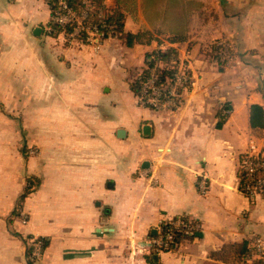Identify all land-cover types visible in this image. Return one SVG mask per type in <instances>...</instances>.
I'll list each match as a JSON object with an SVG mask.
<instances>
[{
	"label": "crops",
	"instance_id": "0c3cea01",
	"mask_svg": "<svg viewBox=\"0 0 264 264\" xmlns=\"http://www.w3.org/2000/svg\"><path fill=\"white\" fill-rule=\"evenodd\" d=\"M125 1L103 4L121 10L125 32L152 39L74 41V70L64 80L74 81V149L56 137H72L65 122L52 120L38 171L28 172L25 143L19 149L25 126L14 110H31L32 99L48 110L59 89L55 70L64 67L48 70L44 56L48 0H0V264H26L29 236L48 239L38 264H239L229 247L242 239L259 240L264 252V197L245 194L238 178L249 142L264 149V126L249 120L251 105L264 111V0H179L167 24L163 4L151 18L142 0ZM169 37L180 38L173 47L190 73L181 105L138 106L132 85L146 55ZM221 39L239 57L222 69L209 55ZM27 178L38 185L21 201L22 224L13 211ZM177 216L200 231L173 250L152 249L160 221Z\"/></svg>",
	"mask_w": 264,
	"mask_h": 264
},
{
	"label": "built area",
	"instance_id": "2783aa9c",
	"mask_svg": "<svg viewBox=\"0 0 264 264\" xmlns=\"http://www.w3.org/2000/svg\"><path fill=\"white\" fill-rule=\"evenodd\" d=\"M83 3L85 7L78 13L68 4L67 0H56L53 20L59 26H73L69 34L72 35L74 33V39L77 42H82L79 40V37L84 32L86 36L83 43L98 46L101 41L111 36L110 33L113 26L105 22L106 15L101 10L97 14L99 25L86 24L85 20L88 17L89 0H84ZM215 43L220 45L218 52L219 60L225 66L231 65L238 60V53L232 40L221 39ZM173 45V42L163 41L146 55L145 68L142 72L144 76L140 80L138 93L135 94L140 106L155 110L161 108L176 110L181 105V92L190 83V73L188 66L179 59L177 49ZM169 47L175 50V54L170 58L169 62H164L155 52ZM165 66H169L172 69V76L167 78L165 83H159L158 71ZM243 155L246 158L242 161V167L249 175H252L259 168L264 170V160H260V157L263 155L262 149L254 144L253 141L249 142L248 149ZM262 184H264V178H256L249 183L246 186L249 195L261 194L263 192ZM206 188L205 181H201V192H205ZM21 222L26 223L25 216H23ZM199 231L200 224L184 216L161 220L157 227V234L152 238L151 248L157 252L173 250L180 242L178 239L179 233L184 232L187 235L195 236ZM31 244L32 257L39 262L43 253L42 241L38 236H34L31 239ZM255 247L259 251L262 250L259 240H255Z\"/></svg>",
	"mask_w": 264,
	"mask_h": 264
},
{
	"label": "rangeland",
	"instance_id": "374dc122",
	"mask_svg": "<svg viewBox=\"0 0 264 264\" xmlns=\"http://www.w3.org/2000/svg\"><path fill=\"white\" fill-rule=\"evenodd\" d=\"M144 6L147 10V16L154 18L157 15V11L155 6L161 3L163 4V17L164 23L167 24L171 22L172 18L171 15L174 13L175 7L181 6V2L179 0H142ZM108 13H110L108 11ZM177 14H184L182 11L178 12ZM169 17V18H168ZM171 18V19H170ZM150 19V18H149ZM151 20V19H150ZM162 24V26H163ZM50 38L43 39L42 42L48 44L47 51L45 52V60L48 66V70L54 72L52 68V64H60L63 63V71L61 69L56 68L55 75H57L56 79L57 82L55 83L58 86V91H56V96L52 99H47L48 110H38L39 101L37 99L31 100V110H14V115L16 120L18 121L19 126H22V123L25 126L24 136H21V144H20V151L23 148V144L25 143V163H26V170L28 172L30 170L38 171L39 168V160L43 152V144L46 140L49 139L50 134V126L55 120L58 127L62 128L61 122L64 121L66 124V128L63 126L62 131H68L72 137H68L67 135L63 134L60 135V131L57 134V138L61 140H68L71 143V148L74 149V81L73 83L66 84L65 77L69 75L66 70L69 68H73L74 70V33L70 35L69 33L60 32L54 33L51 28H47V32ZM142 37L144 39H152L151 32L144 31ZM43 43V44H44ZM235 45V43H234ZM235 48H237L235 46ZM237 50V49H236ZM56 60V61H55ZM69 62H73L72 66ZM225 66V65H224ZM74 76V73L72 74ZM74 80V78H73ZM52 84V83H51ZM136 100V98H135ZM17 101V100H16ZM21 100L19 101V104ZM18 104V105H19ZM136 104L140 106V104L136 100ZM49 119V122L44 121V119ZM54 128V127H52ZM23 141V143H22ZM60 149V147H59ZM60 153V152H59ZM58 153V155H59ZM71 158H74V152L71 153ZM32 167V168H31ZM31 168V169H30ZM238 168L241 169L242 162L239 163ZM31 182V183H30ZM30 182L26 181V186H30L31 189L35 184V180L30 179ZM19 212V213H18ZM26 218V222L28 220V215L24 212L20 206L16 207V211L14 212L15 218H17L20 222L22 221L23 216ZM22 223V222H21ZM25 224V223H22ZM34 236L30 237L29 244H31V239ZM39 237V236H38Z\"/></svg>",
	"mask_w": 264,
	"mask_h": 264
},
{
	"label": "trees",
	"instance_id": "16d2710c",
	"mask_svg": "<svg viewBox=\"0 0 264 264\" xmlns=\"http://www.w3.org/2000/svg\"><path fill=\"white\" fill-rule=\"evenodd\" d=\"M84 0H67L68 4L76 10L78 13L81 9L85 7V4L83 3ZM133 0H127L125 2H130ZM48 4L50 6L51 10V18L48 23V27L53 30L54 33H71L73 26L65 25V26H59L57 23L53 20V12L54 7L56 6V0H48ZM127 5V4H126ZM103 11L106 15L105 22L109 25H112V31L110 35H119L121 38L124 39V42L126 45L131 46L135 42L140 40L141 33L133 34L131 32H125L123 30V13L119 8L110 9L105 7L103 4V0H89V12L88 17L85 20L86 24H96L99 25L97 14L99 11ZM108 11L110 13H108ZM52 33V32H50ZM107 35V33H106ZM85 33L83 32L82 35L79 37V40L82 42L85 41ZM170 42H179L181 41L178 37H169L168 38ZM220 45L213 43L211 45L209 55L210 59L214 61L220 69L224 68V64L219 60V52ZM156 55L164 60V62H169L170 58L175 54V50L173 48H166L164 50H157ZM172 69L169 68V66H165L164 68L159 69L158 71V82L159 83H165L166 79L172 76ZM143 74L139 77L138 80L135 81V83L132 85V89L134 93H138L140 80L143 78ZM250 125L252 128L255 127H263L264 126V111L263 108L258 104H253L250 106ZM220 125V124H218ZM263 155L260 157V160H264V149H262ZM244 155L240 157L241 162L245 159ZM238 178H239V189L243 191L245 194L249 195L248 190L246 186L251 183L256 178H264V170L259 168L257 171H255L252 175H249L243 168L238 169ZM28 182H30V178L28 179ZM31 183V182H30ZM38 185V182L36 181L33 188H36ZM263 192L261 195L264 197V184L261 185ZM33 191V189L30 188V186H26L23 193L19 196L18 201L16 203V206L14 208L13 213L16 211V207L21 205V201L26 197V195ZM19 213V212H18ZM190 235H187V233H179L178 239L181 241L184 238H189ZM32 236H29V238ZM40 240L42 241V251L46 248L48 245V239L42 236H39ZM251 241L248 239H242L240 242H236L230 245V250L232 251V256L235 258V261H237L239 264H244V262L247 259H252L253 256L255 258L252 259L251 264H264V252L259 251L254 245H250ZM26 264H38V262L32 257V244L26 245ZM224 259V258H223Z\"/></svg>",
	"mask_w": 264,
	"mask_h": 264
},
{
	"label": "water",
	"instance_id": "95a60500",
	"mask_svg": "<svg viewBox=\"0 0 264 264\" xmlns=\"http://www.w3.org/2000/svg\"><path fill=\"white\" fill-rule=\"evenodd\" d=\"M38 30H39V28H36L35 32L37 33ZM142 130H143L144 135H146V136L149 135L150 134V125L149 124L143 125ZM124 135H125V132L122 128L117 130V136L122 137ZM153 258H154V260H156V255H154Z\"/></svg>",
	"mask_w": 264,
	"mask_h": 264
}]
</instances>
